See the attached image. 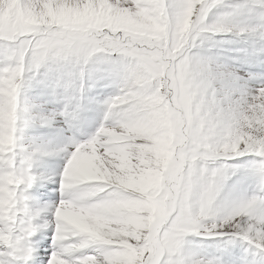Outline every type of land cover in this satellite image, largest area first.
<instances>
[{
    "label": "snow or ice",
    "instance_id": "obj_1",
    "mask_svg": "<svg viewBox=\"0 0 264 264\" xmlns=\"http://www.w3.org/2000/svg\"><path fill=\"white\" fill-rule=\"evenodd\" d=\"M219 33L239 40L207 51ZM189 233L213 254L182 255ZM0 264H264V0H0Z\"/></svg>",
    "mask_w": 264,
    "mask_h": 264
},
{
    "label": "rangeland",
    "instance_id": "obj_2",
    "mask_svg": "<svg viewBox=\"0 0 264 264\" xmlns=\"http://www.w3.org/2000/svg\"><path fill=\"white\" fill-rule=\"evenodd\" d=\"M232 2L233 0H222V3H224L225 5H229ZM240 2L246 3V4H255V0H240ZM238 40H239V37H234L232 33H219L213 37V41L208 42L210 44L215 45V47H211L206 50L207 51H213V50L224 51L232 47V43ZM45 71H46L45 69L41 68L40 70L36 72L35 75L43 79ZM42 91H43V88L39 82H37L36 85L30 89V93L32 95H37V96L40 95ZM89 95L95 97L100 94L97 93V88H93L90 91ZM108 96H105L102 94L101 98L106 99ZM92 106L93 108H96L95 105H92ZM92 106H89L87 110L92 112ZM49 108H51V105H49ZM97 113H99V111H97ZM250 159H252V155L248 154L245 156L229 159L227 163L243 164L245 161H248ZM56 164L60 166V168H58L57 166L56 180H55V192L51 191L50 193L52 201L54 200L55 196L57 200L60 199V192L58 190L59 189L58 182L60 179L59 173L61 171L62 166L59 163H57V161H56ZM43 187H41L39 191L43 192L44 191ZM35 190H36V187L33 188V191ZM252 190L253 191L255 190L254 184L247 178L242 179L240 176V173H237L236 175L229 177L228 181L226 182V189H225L226 193L247 192L250 195L253 192ZM184 239H185V244L182 246L181 252H182V255H184L185 257H189L192 255H200V256L212 255L213 249L211 247V243L214 239H217V238L205 237V236L197 235L195 233H189L185 236ZM44 250H45L44 248L41 249V251H44ZM47 250L51 251L50 247L47 248ZM258 252L259 250L256 249L255 245H249L248 242L244 241V242H241L239 245L234 246L232 250V258L243 262L246 259L255 257L256 255H258ZM244 253L246 254V256H243Z\"/></svg>",
    "mask_w": 264,
    "mask_h": 264
},
{
    "label": "bare ground",
    "instance_id": "obj_3",
    "mask_svg": "<svg viewBox=\"0 0 264 264\" xmlns=\"http://www.w3.org/2000/svg\"><path fill=\"white\" fill-rule=\"evenodd\" d=\"M100 90V92L102 94H114L116 91H117V88H116V85L115 84H112V83H109L107 84L106 87H104L103 89L101 88H98ZM93 108V106H92ZM95 110V109H94ZM95 115V114H94ZM81 119H83V117L81 116ZM59 124H61L60 122H57V127L59 128ZM62 128L65 129V132H64V135L65 136H71L72 133L71 131H68L67 130V127H65L63 124L61 125ZM90 130H94L93 127L91 128H88ZM88 129H85V134L82 135V139H86L88 138ZM51 130L46 128L45 126H40L38 129H35V130H32L31 132V135L33 136H41L42 134H44L45 132H50ZM57 144L59 142H56ZM46 157H49L50 160L47 162V164H51L52 166H58L57 164L54 163V160L57 159L58 163L62 166L63 163H65V161H62L64 159V154L63 153H60V154H53V155H49V156H46ZM56 157V158H55ZM58 168H60V166H58ZM62 171V170H61ZM60 171V172H61ZM35 187V185L33 186V188ZM47 191L48 192V196L47 197H42L41 199H48V200H52L51 196H49V192H51L52 190V183L51 181L47 182L46 183V187L44 188V191ZM40 238V237H39ZM41 243H43V241H41Z\"/></svg>",
    "mask_w": 264,
    "mask_h": 264
}]
</instances>
